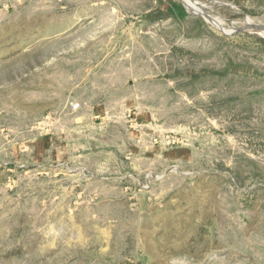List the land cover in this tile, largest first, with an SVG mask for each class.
Returning a JSON list of instances; mask_svg holds the SVG:
<instances>
[{
	"label": "rangeland",
	"instance_id": "1",
	"mask_svg": "<svg viewBox=\"0 0 264 264\" xmlns=\"http://www.w3.org/2000/svg\"><path fill=\"white\" fill-rule=\"evenodd\" d=\"M0 264H264V0H0Z\"/></svg>",
	"mask_w": 264,
	"mask_h": 264
}]
</instances>
